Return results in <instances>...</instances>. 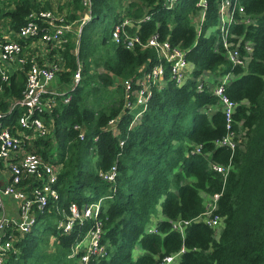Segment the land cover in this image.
Segmentation results:
<instances>
[{"label": "trees", "instance_id": "16d2710c", "mask_svg": "<svg viewBox=\"0 0 264 264\" xmlns=\"http://www.w3.org/2000/svg\"><path fill=\"white\" fill-rule=\"evenodd\" d=\"M198 1L178 0L169 7L165 0H92L91 17L79 37L68 33L62 46L49 53L48 60L62 67L58 80L68 87L81 67L69 101L58 96L55 106L41 115L49 132L25 146L60 165L59 200L37 212L31 229L14 243L16 251L9 253L7 264H79L82 252L73 254L72 249L94 220L77 222L67 232L58 224L71 202L81 206L100 198L96 219L102 224L106 253L88 264H155L182 247L176 264H264V0H238L252 22L230 27L251 42L246 68L232 65L224 55L217 28L220 0H205L204 8ZM67 5L65 18L79 19L80 1ZM46 9H51L48 0H16L13 9L0 7V20L5 16L8 28L17 30L27 14ZM125 17L135 24L126 26L128 33L143 40L158 33L161 40L182 48L194 66L192 76L180 85L170 79L165 63L162 83L153 86L145 107L134 109L125 106L121 80L140 76L160 60L151 48L130 50L112 42L111 29ZM227 72L234 77L225 93L238 103L235 117L247 128L245 141L233 153L214 145L225 133L217 96L208 86L196 90L202 74ZM24 84V72H14L0 94V109L21 96ZM19 113L16 108L4 118L13 131ZM111 119L117 133L108 127ZM74 124L84 127L83 138ZM198 145L201 152H192ZM230 160L226 177L211 166ZM111 166L116 174L108 182L100 172ZM219 192L216 212L223 226L215 238L213 228L194 219L205 209L203 194ZM158 204L164 218L155 223L158 233H148ZM176 219L191 221L184 235L171 229L170 220Z\"/></svg>", "mask_w": 264, "mask_h": 264}, {"label": "built area", "instance_id": "2783aa9c", "mask_svg": "<svg viewBox=\"0 0 264 264\" xmlns=\"http://www.w3.org/2000/svg\"><path fill=\"white\" fill-rule=\"evenodd\" d=\"M9 1L0 0V7L5 6ZM79 1L83 6V12L77 20H67L56 7L30 12L26 16L25 23L17 30L8 28L7 20L4 21L5 25L0 24V94L10 83L14 72L23 71L25 78L21 96L11 100L7 109H0V173L4 174L5 182L1 183L3 179L0 178V264H7L9 253L16 251L14 243L31 229L36 221L37 212H43L59 200L56 184L60 165L44 160L40 154L29 151L25 146L28 140L44 136L49 132V126L45 124L42 113L55 106L58 96L62 97L64 102H68L71 97L68 92L80 80L81 67L78 64L71 78V85L69 87L65 85V90L58 89L57 74L62 67L58 62L48 60L49 53L62 46L68 33L75 32L79 37L81 27L90 19L92 0ZM177 1L165 0V4L171 7ZM197 5L204 8L206 2L199 0ZM203 17L204 10H201L199 22L196 24L198 29ZM251 22V18L246 15L243 5L238 0L219 1L217 24L220 33L219 40L226 59L234 66L247 67L250 61L251 42L244 39V33L236 34L231 31L230 27L234 23L248 24ZM126 26H135V24L128 17L115 24L111 29L112 42L122 43L130 50L136 46L140 49L151 48L160 60L149 70L142 72L140 76L121 80L125 94V106L134 109L145 107L153 86L162 83L165 63L169 68L170 79L180 85L192 76L194 66L186 59L182 48L178 45H171L167 39L161 40L158 33H153L143 40L137 33H128ZM241 49L246 53L241 54ZM206 74L211 73H204L196 78V90L201 91L205 86L211 88L218 98L217 106L223 113L225 121V133L214 140V145L227 147L233 153L235 148L245 141L247 131V128L242 126V121L235 117L238 103L225 93L226 84L234 75L232 72H227L218 77L215 76L213 85L209 86L205 78ZM16 108L20 113L16 120L17 127L13 131L14 127L6 124L4 118ZM139 116L138 111L135 120ZM108 127L113 133H117L115 119L109 120ZM73 128L78 131L79 137L83 138L84 127L74 124ZM200 147L195 146L192 152L200 153ZM230 164L231 160L227 165L213 162L211 166L226 177L231 168ZM115 174V166L100 172L101 177L108 182L114 180ZM220 194L219 192L206 195L208 199L205 201V209L194 219L213 228L215 238L219 235V233L216 235L215 228L223 226V217L216 212ZM5 197H12L17 201L16 218L8 215L4 202ZM102 201L103 199L100 198L96 202L84 203L81 206L71 202L68 212L65 214L63 211L64 219L58 224V228L67 232L77 222L94 220L92 227L72 249L73 254L82 252L79 264H88L90 258L103 256L106 253V245L101 240L102 224L96 219ZM190 222L182 219L170 220L171 229L184 235V230ZM146 232L158 233V229L155 224H149ZM183 252L182 247L175 253L158 258L155 264H176Z\"/></svg>", "mask_w": 264, "mask_h": 264}, {"label": "crops", "instance_id": "0c3cea01", "mask_svg": "<svg viewBox=\"0 0 264 264\" xmlns=\"http://www.w3.org/2000/svg\"><path fill=\"white\" fill-rule=\"evenodd\" d=\"M48 1H50L52 9L58 7L59 4H62V3H66V5H67V2H68L67 0H48ZM8 4H9V6H8L7 9H13L15 7V5H16V0H10L8 2ZM214 77L215 76L212 75V74H206L205 78H206V81L209 84V86L213 85ZM209 78H212V82H210ZM58 83H59L58 89L65 90V88H64V87H66L65 84H62L59 80H58ZM3 175L4 174L0 173V178L1 179H3ZM3 182H4V179H3V181L1 183H3ZM4 202H5V206H6L8 215L11 218H16L17 217V201H15L12 197H5L4 198Z\"/></svg>", "mask_w": 264, "mask_h": 264}, {"label": "rangeland", "instance_id": "374dc122", "mask_svg": "<svg viewBox=\"0 0 264 264\" xmlns=\"http://www.w3.org/2000/svg\"><path fill=\"white\" fill-rule=\"evenodd\" d=\"M123 1H124V0H120L121 3H122ZM61 5H62V6H61ZM5 6L8 8V6H9L8 2H7V4H5ZM60 8H62V9L60 10ZM57 9H58L59 12L65 14V16H66V14H67V9L70 10V6H69V5H65V3H62V4H59V6L57 7ZM6 19H7V18H6L5 16H2V18H1V22L4 23V21H5ZM197 20H198V17L194 20V23H195V24H196ZM214 29H215V28H214ZM209 79H210V82H212V78H209ZM203 196H204V200L207 201L208 198L206 197V195L203 194ZM50 208H51V207H50ZM48 211H49V210H48ZM163 218H164V217H163L162 212H161V205L158 204V205L154 208V210L152 211V213H151V221H150V224H155L157 221H159V220H161V219H163ZM61 221H62V220H61ZM61 221H60V222H61ZM220 230H221L220 227L215 228L216 235L219 233Z\"/></svg>", "mask_w": 264, "mask_h": 264}]
</instances>
